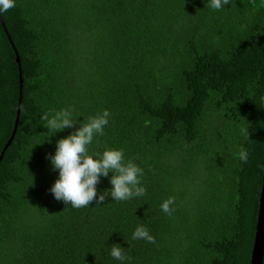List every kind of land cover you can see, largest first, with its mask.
<instances>
[{
  "label": "trees",
  "instance_id": "obj_1",
  "mask_svg": "<svg viewBox=\"0 0 264 264\" xmlns=\"http://www.w3.org/2000/svg\"><path fill=\"white\" fill-rule=\"evenodd\" d=\"M15 3L0 13V153L19 66L23 80L0 160V264H249L264 173V0L219 11L208 0ZM64 108L80 122L110 112L89 154L123 149L144 170L145 196L81 209L55 199L48 157L81 124L53 135L42 116ZM138 226L156 243L133 240ZM115 244L131 259H114Z\"/></svg>",
  "mask_w": 264,
  "mask_h": 264
},
{
  "label": "clouds",
  "instance_id": "obj_2",
  "mask_svg": "<svg viewBox=\"0 0 264 264\" xmlns=\"http://www.w3.org/2000/svg\"><path fill=\"white\" fill-rule=\"evenodd\" d=\"M231 0H208L206 7L221 10L229 5ZM16 6L15 0H0V13L8 12ZM110 112L105 109L96 116L86 117L80 122L69 108L45 113L42 116L44 127L55 135L57 132L74 128L78 123L81 126L66 138L57 141L55 155H49L53 170H59V179L56 180L50 191L55 199L63 201L72 208L81 209L92 205L103 204L107 197L115 201L131 200L146 195V188L141 186L144 170L132 160H125L123 149H106L102 154L96 153L98 158L89 154V146L97 136L104 135V129L109 124ZM241 134L250 138L248 129L242 128ZM52 135V136H53ZM50 142V139H49ZM239 159L247 163L248 153L241 149ZM264 170V165L259 166ZM110 178L112 188L98 195L97 186L101 177ZM175 197H169L161 204V210L172 216L175 208ZM133 240H146L155 244L156 239L144 226H138L132 235ZM110 255L119 261L131 259L123 252L119 244L111 247Z\"/></svg>",
  "mask_w": 264,
  "mask_h": 264
},
{
  "label": "water",
  "instance_id": "obj_3",
  "mask_svg": "<svg viewBox=\"0 0 264 264\" xmlns=\"http://www.w3.org/2000/svg\"><path fill=\"white\" fill-rule=\"evenodd\" d=\"M0 23L5 29V25L0 17ZM7 33V32H6ZM7 37L9 39V35L7 34ZM15 61L19 63V57L17 52ZM22 73L20 70L19 66V101H18V107L16 110V118L14 121V128L11 132L10 137L8 138L6 144L4 145L1 153H0V160L2 158V155L6 149V147L11 143L14 134L16 132V126L18 122V115L20 112V105H21V97H22ZM263 257H264V173L262 176V181H261V189H260V194H259V199H258V212H257V219L255 223V230H254V236H253V243H252V249H251V254H250V263L249 264H262L263 262Z\"/></svg>",
  "mask_w": 264,
  "mask_h": 264
}]
</instances>
